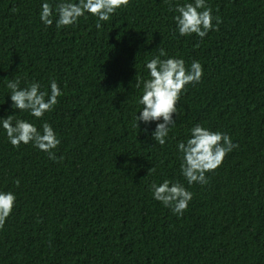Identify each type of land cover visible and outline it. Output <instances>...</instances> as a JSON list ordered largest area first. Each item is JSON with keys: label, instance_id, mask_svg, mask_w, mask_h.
Instances as JSON below:
<instances>
[{"label": "trees", "instance_id": "trees-1", "mask_svg": "<svg viewBox=\"0 0 264 264\" xmlns=\"http://www.w3.org/2000/svg\"><path fill=\"white\" fill-rule=\"evenodd\" d=\"M42 2L0 0V117L18 112L9 80L50 90L55 79L63 90L36 120L59 134L55 159L13 147L0 129V188L18 194L0 229V264H264V0H208L222 23L203 39L176 30L175 5L187 0H129L100 29L92 15L46 27ZM160 48L204 66L164 145L151 136L157 122L134 126L136 77L147 78ZM198 123L238 147L207 184L189 186L181 216L151 185L187 186L177 144Z\"/></svg>", "mask_w": 264, "mask_h": 264}, {"label": "clouds", "instance_id": "clouds-1", "mask_svg": "<svg viewBox=\"0 0 264 264\" xmlns=\"http://www.w3.org/2000/svg\"><path fill=\"white\" fill-rule=\"evenodd\" d=\"M129 0H43L40 4L39 18L46 27L55 24L57 29L75 26L81 18L88 15L96 18V28L103 27L101 22L108 21L118 9L126 7ZM175 27L179 35H197L205 38L209 32L218 30L221 17L214 13L208 0H187L175 5ZM147 78L136 77V88L140 95L136 98L140 110L135 114L136 127L140 122L146 125L156 123L152 139L160 145L166 143L169 133L176 126L173 114L180 115L177 106L186 86L198 83L204 75V66L199 60L186 63L183 57L170 56L160 48L159 54L146 61ZM12 101L11 107L18 112H28L35 120L18 119L15 114L0 117V129H3L7 141L15 148L21 144H31L41 152L55 159L53 151L61 143L58 132L48 121L37 124L47 112L58 103L63 90L57 80H51L50 90H43L39 81L21 86L19 78L6 82ZM141 130V128H140ZM148 133L149 129H143ZM238 145L227 132L213 130L203 124H195L189 130L186 140L177 144L180 153V174L187 186L179 180L164 179L151 185L152 198L170 208L174 214L183 215L193 199L189 186L208 183L207 174L222 165L226 156ZM151 171H155L152 167ZM20 181L17 179L16 184ZM18 194L13 190L0 188V229H2L17 205Z\"/></svg>", "mask_w": 264, "mask_h": 264}]
</instances>
